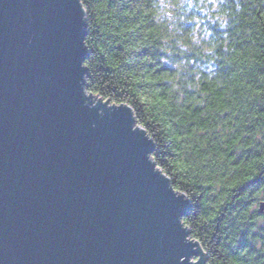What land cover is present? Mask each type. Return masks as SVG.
Returning <instances> with one entry per match:
<instances>
[{
  "label": "water",
  "instance_id": "water-1",
  "mask_svg": "<svg viewBox=\"0 0 264 264\" xmlns=\"http://www.w3.org/2000/svg\"><path fill=\"white\" fill-rule=\"evenodd\" d=\"M86 35L80 0H0V264H208L132 107L87 90Z\"/></svg>",
  "mask_w": 264,
  "mask_h": 264
},
{
  "label": "trees",
  "instance_id": "trees-1",
  "mask_svg": "<svg viewBox=\"0 0 264 264\" xmlns=\"http://www.w3.org/2000/svg\"><path fill=\"white\" fill-rule=\"evenodd\" d=\"M80 1L87 90L132 107L208 264H264V0Z\"/></svg>",
  "mask_w": 264,
  "mask_h": 264
},
{
  "label": "clouds",
  "instance_id": "clouds-1",
  "mask_svg": "<svg viewBox=\"0 0 264 264\" xmlns=\"http://www.w3.org/2000/svg\"><path fill=\"white\" fill-rule=\"evenodd\" d=\"M199 7L205 9L206 11L211 10L210 7H209V5L201 4V5H199ZM218 10H219V9L217 8V11H218ZM219 19H222V20H223L224 18H223V17H219Z\"/></svg>",
  "mask_w": 264,
  "mask_h": 264
},
{
  "label": "bare ground",
  "instance_id": "bare-ground-1",
  "mask_svg": "<svg viewBox=\"0 0 264 264\" xmlns=\"http://www.w3.org/2000/svg\"><path fill=\"white\" fill-rule=\"evenodd\" d=\"M96 98H97V97H96ZM97 99H99V98H97ZM102 102H103V101H102ZM196 257H197V259L194 260L195 262L199 259L200 254L197 253V256H196Z\"/></svg>",
  "mask_w": 264,
  "mask_h": 264
},
{
  "label": "rangeland",
  "instance_id": "rangeland-1",
  "mask_svg": "<svg viewBox=\"0 0 264 264\" xmlns=\"http://www.w3.org/2000/svg\"><path fill=\"white\" fill-rule=\"evenodd\" d=\"M86 95H88V93H87ZM195 259H197V257H193V258H192V260H195Z\"/></svg>",
  "mask_w": 264,
  "mask_h": 264
}]
</instances>
